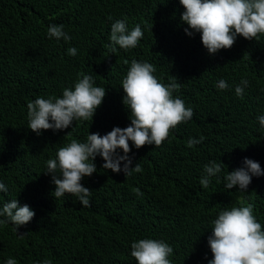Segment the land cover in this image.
<instances>
[{
    "label": "trees",
    "instance_id": "trees-1",
    "mask_svg": "<svg viewBox=\"0 0 264 264\" xmlns=\"http://www.w3.org/2000/svg\"><path fill=\"white\" fill-rule=\"evenodd\" d=\"M183 11L179 0H0V181L8 189L0 193V207L17 199L35 212L18 229L0 224V264L9 257L17 264H137L131 244L146 238L169 244L172 264H208V237L223 209L251 204L264 227V176L253 177L247 192L228 190L223 179L245 158L264 170V129L257 119L264 115V35L252 41L238 36L231 49L209 55L200 33L186 35ZM124 19L129 31L139 24L143 37L134 49L115 46L113 52L111 25ZM53 24L63 25L70 41L49 38ZM72 47L76 56L68 55ZM133 59L154 65L164 85L177 78L180 88L173 95L193 109L192 119L160 147L137 150L129 142V158L133 167L140 164V173L125 177L103 169L98 155L97 171L82 180L92 191L90 207L71 194L53 198L46 161L60 147L130 125L122 80ZM82 74L106 89L93 120L32 132L28 102L62 97ZM220 79L227 90L216 86ZM242 80L248 86L240 98L235 88ZM201 136L202 143L187 146L189 138ZM210 161L226 168L203 188L200 179Z\"/></svg>",
    "mask_w": 264,
    "mask_h": 264
},
{
    "label": "clouds",
    "instance_id": "clouds-1",
    "mask_svg": "<svg viewBox=\"0 0 264 264\" xmlns=\"http://www.w3.org/2000/svg\"><path fill=\"white\" fill-rule=\"evenodd\" d=\"M179 4L184 9L180 18L187 25L186 35L191 37L193 33H200L202 45L209 55L231 49L238 36L252 41L264 35V0H179ZM63 29V25H50L48 37L70 41L71 37ZM142 37L143 31L139 24L131 31L127 28L126 19L117 20L111 25L109 39L113 52L116 51L115 46L124 50L134 49ZM67 52L70 56L77 55L75 47L69 48ZM155 71L151 63L135 59L131 61L126 77L122 80V103L129 111L128 127H114L103 136L99 133L88 134L85 142L72 139L58 149L56 158L46 161V175L51 176L55 185L53 198L71 194L83 207H90L92 191L83 186L82 180L97 171L94 161L98 155L104 161L103 169L113 173L123 172L125 177L133 172L140 173V164L133 167L129 158V142L137 150L145 145L160 147L173 129L192 119L193 109L186 107L181 98L173 95L180 88L177 78L172 76L173 81L164 85L154 75ZM216 86L220 90L229 88L224 79H220ZM247 86L248 81L242 80L235 88L236 95L243 98ZM105 96L106 89L95 86L92 75L82 74L74 88L63 90L62 97H38L28 102V128L40 135L42 131L68 129L74 121L93 120ZM257 119L264 129V115ZM204 139L203 136L199 139L189 138L187 146L192 148ZM118 149L122 150L123 155L118 153ZM223 168L226 166L222 162L210 161L205 165L201 186L208 188L211 178L217 177ZM260 176H264L260 164L245 158L243 167L228 172L223 179L228 190L236 188L247 192L252 178ZM7 191L6 185L0 181V193ZM136 192L142 195L139 189ZM34 216L35 212L27 204L21 206L17 199L0 207V217L6 218L0 219V224L11 222L17 229L28 224ZM213 225L208 237L212 253L208 264H264V227L257 221L251 204L223 209ZM172 253V247L163 240L146 238L133 242L130 254L137 264H172L168 258ZM5 264H17V261L9 257ZM43 264L51 262L45 260Z\"/></svg>",
    "mask_w": 264,
    "mask_h": 264
},
{
    "label": "bare ground",
    "instance_id": "bare-ground-1",
    "mask_svg": "<svg viewBox=\"0 0 264 264\" xmlns=\"http://www.w3.org/2000/svg\"><path fill=\"white\" fill-rule=\"evenodd\" d=\"M141 181V180H140ZM138 187H140V186H138ZM208 190V189H207ZM210 191V190H209ZM261 194V193H260ZM264 199V198H263ZM255 210V209H254ZM113 211V210H112Z\"/></svg>",
    "mask_w": 264,
    "mask_h": 264
}]
</instances>
